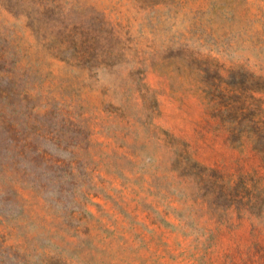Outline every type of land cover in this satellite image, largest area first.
<instances>
[{
	"label": "rangeland",
	"instance_id": "374dc122",
	"mask_svg": "<svg viewBox=\"0 0 264 264\" xmlns=\"http://www.w3.org/2000/svg\"><path fill=\"white\" fill-rule=\"evenodd\" d=\"M264 0H0V264H264Z\"/></svg>",
	"mask_w": 264,
	"mask_h": 264
},
{
	"label": "trees",
	"instance_id": "16d2710c",
	"mask_svg": "<svg viewBox=\"0 0 264 264\" xmlns=\"http://www.w3.org/2000/svg\"><path fill=\"white\" fill-rule=\"evenodd\" d=\"M263 132H264V127H260V128H258V130H257V135L259 136V135H262L263 134Z\"/></svg>",
	"mask_w": 264,
	"mask_h": 264
}]
</instances>
